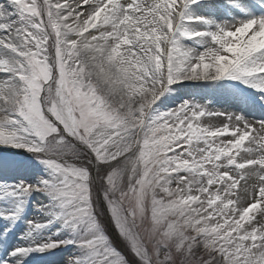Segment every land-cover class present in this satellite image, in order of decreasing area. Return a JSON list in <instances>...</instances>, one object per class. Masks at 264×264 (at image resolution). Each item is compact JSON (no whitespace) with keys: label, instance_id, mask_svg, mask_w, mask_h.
<instances>
[{"label":"snow or ice","instance_id":"snow-or-ice-1","mask_svg":"<svg viewBox=\"0 0 264 264\" xmlns=\"http://www.w3.org/2000/svg\"><path fill=\"white\" fill-rule=\"evenodd\" d=\"M0 222V264H264V0H0Z\"/></svg>","mask_w":264,"mask_h":264},{"label":"rangeland","instance_id":"rangeland-1","mask_svg":"<svg viewBox=\"0 0 264 264\" xmlns=\"http://www.w3.org/2000/svg\"><path fill=\"white\" fill-rule=\"evenodd\" d=\"M38 199H39L38 195H37V197H34V200H38ZM28 214H29V216H38V215H39V214L37 213V211H36V208H35L34 204H33L32 207L29 208V212H28ZM2 225H3V222H0V226H2ZM25 228H26V225L21 224V225L19 226V228L16 230V231H17V235H16V237L13 239V243H14V244H22V243H24V241H21V240L19 239V235L24 231ZM119 243H120V241H119ZM119 245L122 246L121 248L123 249V251H124L126 254H128V253H127V249L124 248L123 244H121V243L118 244V243H117V246L120 248ZM121 248H120V249H121ZM64 258H65V259L67 258L66 255H65ZM129 258L131 259L130 254H129ZM44 259H45V260H48V261L59 260V259H60V254L58 253V254L55 255V256H48V257H45ZM38 264H40L39 261H38Z\"/></svg>","mask_w":264,"mask_h":264}]
</instances>
